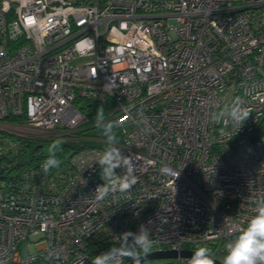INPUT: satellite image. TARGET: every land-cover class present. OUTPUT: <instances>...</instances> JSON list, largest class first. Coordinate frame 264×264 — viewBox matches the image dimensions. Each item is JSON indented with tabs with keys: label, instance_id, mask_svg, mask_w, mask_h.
<instances>
[{
	"label": "built area",
	"instance_id": "built-area-1",
	"mask_svg": "<svg viewBox=\"0 0 264 264\" xmlns=\"http://www.w3.org/2000/svg\"><path fill=\"white\" fill-rule=\"evenodd\" d=\"M77 97L112 102L138 181L97 200L102 131L53 174H0V264H92L141 225L149 252L221 261L264 197V0H0V170L21 126L85 123ZM237 100L238 131L215 119Z\"/></svg>",
	"mask_w": 264,
	"mask_h": 264
},
{
	"label": "clouds",
	"instance_id": "clouds-1",
	"mask_svg": "<svg viewBox=\"0 0 264 264\" xmlns=\"http://www.w3.org/2000/svg\"><path fill=\"white\" fill-rule=\"evenodd\" d=\"M249 115V110L237 100L227 106L215 119L227 116L236 125L238 131ZM96 124L102 129L107 142V147L97 161L102 169L101 176L104 183L96 188L95 195L97 200H101L109 192L130 191L137 183L138 177L134 173L135 164L132 158L117 147L118 137L113 131L115 125L112 122H105L103 107L97 109ZM62 143V140L57 139L50 145L49 155L42 165L46 174L60 166L61 161L56 153L62 150ZM118 168L122 170V174H117ZM162 171L170 170L165 167ZM255 213L246 222V226L239 229L236 238L226 245L227 254L223 264H264V197L256 201ZM152 245L149 228L141 225L136 232L121 233L117 243L107 251L96 255L92 264H124L126 259L131 260L132 264H142ZM188 264H215V260L207 247H199L188 260Z\"/></svg>",
	"mask_w": 264,
	"mask_h": 264
},
{
	"label": "trees",
	"instance_id": "trees-1",
	"mask_svg": "<svg viewBox=\"0 0 264 264\" xmlns=\"http://www.w3.org/2000/svg\"><path fill=\"white\" fill-rule=\"evenodd\" d=\"M74 105L81 111L85 116L86 122L82 123L80 127L86 126V129L97 127L96 116L97 109L103 107L105 122L113 121V114L111 113L112 102L106 101H91L86 98L77 97L74 101ZM12 119V118H11ZM14 119V118H13ZM19 120V118H15ZM102 131L98 127V132ZM114 133L120 141V133L114 127ZM97 134V133H96ZM90 133H82L84 136L96 135ZM264 135V117L256 125L252 136L255 139L261 138ZM60 139L63 141L61 145L62 150H58L56 155L61 161L58 168L52 169L49 173H55L60 168H63L68 162L69 157L84 147H99L103 146L104 143L88 139H80L79 136L73 134H56L53 132H32L24 133L21 136H16L17 148L16 150L9 152L3 157L4 167L0 170L1 177L9 178L13 177H24L29 174L37 176V172L40 171V166L49 155V147L53 141ZM1 161V160H0Z\"/></svg>",
	"mask_w": 264,
	"mask_h": 264
},
{
	"label": "water",
	"instance_id": "water-1",
	"mask_svg": "<svg viewBox=\"0 0 264 264\" xmlns=\"http://www.w3.org/2000/svg\"><path fill=\"white\" fill-rule=\"evenodd\" d=\"M105 136V135H104ZM195 250L183 249L179 253L175 250H157L149 252L147 257H145L142 263L155 261V260H168L165 262H153L150 264H172L171 260L180 257H191ZM215 260V264H223L219 259L212 257ZM132 264V261L130 262Z\"/></svg>",
	"mask_w": 264,
	"mask_h": 264
},
{
	"label": "rangeland",
	"instance_id": "rangeland-1",
	"mask_svg": "<svg viewBox=\"0 0 264 264\" xmlns=\"http://www.w3.org/2000/svg\"><path fill=\"white\" fill-rule=\"evenodd\" d=\"M21 129H25L24 131L25 132H33L31 129H29V128H27V127H24V126H21L20 127ZM67 131V130H66ZM118 131V130H117ZM68 132V131H67ZM63 133V132H62ZM61 133V134H62ZM71 134H73V135H77V136H79L80 137V139H88V140H94V141H99V140H97V138L96 137H94V136H92V135H90V136H84V135H82V133L84 134V133H90V134H96V133H98V127H91V128H89V129H86V126H83V127H79V128H77L76 129V131H71L70 132ZM69 133V134H70ZM99 142H102V141H99ZM102 143H104V142H102ZM223 259H224V257L223 258H221V261H222V263H223ZM165 261H168V260H155V262H165ZM171 261H173V264H177V261L175 260V259H173V260H171ZM153 262V261H152Z\"/></svg>",
	"mask_w": 264,
	"mask_h": 264
},
{
	"label": "flooded vegetation",
	"instance_id": "flooded-vegetation-1",
	"mask_svg": "<svg viewBox=\"0 0 264 264\" xmlns=\"http://www.w3.org/2000/svg\"><path fill=\"white\" fill-rule=\"evenodd\" d=\"M153 262H155V261H153ZM152 261H150V262H145V263H142V264H150V263H153ZM172 262V261H171ZM172 264H173V262H172Z\"/></svg>",
	"mask_w": 264,
	"mask_h": 264
}]
</instances>
